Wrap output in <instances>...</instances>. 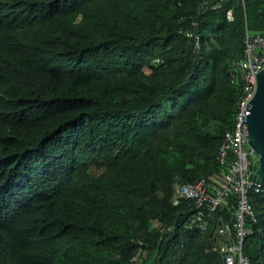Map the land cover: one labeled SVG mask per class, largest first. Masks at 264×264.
<instances>
[{"label": "trees", "instance_id": "trees-1", "mask_svg": "<svg viewBox=\"0 0 264 264\" xmlns=\"http://www.w3.org/2000/svg\"><path fill=\"white\" fill-rule=\"evenodd\" d=\"M200 1L0 0V264H225L175 183L225 167L264 0Z\"/></svg>", "mask_w": 264, "mask_h": 264}, {"label": "built area", "instance_id": "built-area-1", "mask_svg": "<svg viewBox=\"0 0 264 264\" xmlns=\"http://www.w3.org/2000/svg\"><path fill=\"white\" fill-rule=\"evenodd\" d=\"M223 1L211 4L203 0L195 6L202 10L217 9ZM228 18L233 19L232 10L228 11ZM186 34L193 36L189 31ZM244 43V57L238 61V68L243 73L245 96L240 102L235 126L226 131L219 149V161L225 167L194 182L175 183V203L180 199L194 201L196 226L202 231L212 227L213 250L223 255L225 264H250L244 253V242L251 231L250 223L257 221L250 195L263 190L264 184L257 181L259 157L255 158L258 154L249 144L246 130L249 104L257 91L258 74L264 68V35L247 34ZM199 45L196 38V46ZM221 209H228L230 221L223 217Z\"/></svg>", "mask_w": 264, "mask_h": 264}, {"label": "water", "instance_id": "water-1", "mask_svg": "<svg viewBox=\"0 0 264 264\" xmlns=\"http://www.w3.org/2000/svg\"><path fill=\"white\" fill-rule=\"evenodd\" d=\"M246 119L247 139L259 157L258 182H264V68L258 74L257 91L249 104Z\"/></svg>", "mask_w": 264, "mask_h": 264}, {"label": "clouds", "instance_id": "clouds-1", "mask_svg": "<svg viewBox=\"0 0 264 264\" xmlns=\"http://www.w3.org/2000/svg\"><path fill=\"white\" fill-rule=\"evenodd\" d=\"M203 1V0H202ZM201 2V1H200ZM210 2H212L211 4H214V3H217L218 1H210ZM200 8V7H199ZM208 9H210V8H208ZM211 9H213V8H211ZM218 9V8H217ZM202 10V9H201ZM205 10H207V9H205ZM227 17H228V12H227ZM230 20H232V19H230ZM188 32V31H187ZM187 35V34H186ZM193 36H194V34H193ZM188 38H191V37H188ZM198 38V37H197ZM198 40H199V38H198ZM195 42H196V40H195ZM200 43V42H199ZM200 46V45H199Z\"/></svg>", "mask_w": 264, "mask_h": 264}, {"label": "rangeland", "instance_id": "rangeland-1", "mask_svg": "<svg viewBox=\"0 0 264 264\" xmlns=\"http://www.w3.org/2000/svg\"><path fill=\"white\" fill-rule=\"evenodd\" d=\"M255 158L257 159L258 158V155Z\"/></svg>", "mask_w": 264, "mask_h": 264}]
</instances>
